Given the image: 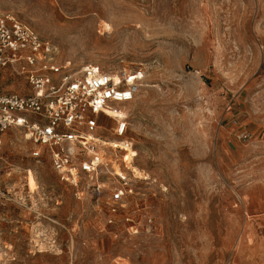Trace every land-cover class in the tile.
Segmentation results:
<instances>
[{"label":"rangeland","instance_id":"1","mask_svg":"<svg viewBox=\"0 0 264 264\" xmlns=\"http://www.w3.org/2000/svg\"><path fill=\"white\" fill-rule=\"evenodd\" d=\"M8 12L71 71L143 72L122 139L149 178L101 148L115 160L104 171L132 178L109 224L118 178L101 174L95 195L94 180H62L24 129L8 130L0 264H264V0H0ZM12 74L0 68V92L27 93ZM114 128L99 135L115 139Z\"/></svg>","mask_w":264,"mask_h":264},{"label":"built area","instance_id":"2","mask_svg":"<svg viewBox=\"0 0 264 264\" xmlns=\"http://www.w3.org/2000/svg\"><path fill=\"white\" fill-rule=\"evenodd\" d=\"M54 48L51 40L12 13L0 14V68L23 76L29 86L27 93L0 92V147L8 130L21 128L34 145L32 155L38 159L46 155L62 180L77 185L85 174L94 180L88 187L100 195L101 174L118 178L119 185H114L107 200L108 223L113 224L124 193L133 191L132 178L120 166L104 171L108 163L100 159L99 151L107 145L98 142L99 129L105 119L113 120V140H123L129 126L123 106L135 100L145 76L126 70L114 76L94 65L71 71L69 64L54 62ZM112 148L126 152L121 146ZM130 228L137 231L138 226Z\"/></svg>","mask_w":264,"mask_h":264},{"label":"bare ground","instance_id":"3","mask_svg":"<svg viewBox=\"0 0 264 264\" xmlns=\"http://www.w3.org/2000/svg\"><path fill=\"white\" fill-rule=\"evenodd\" d=\"M105 28L106 29H109L110 28V25L109 24H106V27ZM112 75L117 76L118 73L115 72V73H112ZM146 86H148V84ZM97 140H98V142H102L103 144H106L107 146H111V147H119V146H121L122 149H125L126 150V154H125L124 160L126 161L127 166H129L130 168H132V170L134 171L136 177L144 178V179H148L149 178V176L147 175V173L142 172L140 169H138L136 166H134L131 163L133 161V159H134V154H135L134 147H133L134 146V142L133 141H131V140H126V141L122 140V141H119V140L102 139V138H99ZM103 150L101 149L99 151L100 159L101 160H104V161H108V162H113L115 164V160L111 156L105 154V152Z\"/></svg>","mask_w":264,"mask_h":264},{"label":"crops","instance_id":"4","mask_svg":"<svg viewBox=\"0 0 264 264\" xmlns=\"http://www.w3.org/2000/svg\"><path fill=\"white\" fill-rule=\"evenodd\" d=\"M106 121H109V120H107V119H105Z\"/></svg>","mask_w":264,"mask_h":264}]
</instances>
